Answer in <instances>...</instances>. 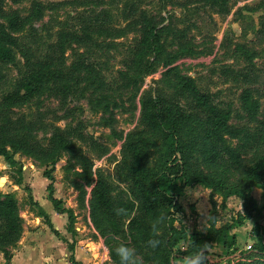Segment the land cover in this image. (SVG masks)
Listing matches in <instances>:
<instances>
[{
	"label": "rangeland",
	"instance_id": "374dc122",
	"mask_svg": "<svg viewBox=\"0 0 264 264\" xmlns=\"http://www.w3.org/2000/svg\"><path fill=\"white\" fill-rule=\"evenodd\" d=\"M146 21L160 30V56L144 50ZM0 25L15 41L12 61L0 62V144L13 156L0 155V193L14 196L22 225L0 246V264H68V244L80 264H119L121 243L136 249L138 264H160L138 250L128 228L140 214L128 147L139 146L144 169L163 168L160 131L143 111L145 100L160 96L188 118L183 160L191 184L179 195L175 226L188 234L212 223L241 226L229 232L231 249L215 242L199 264H264V254L247 248L264 233V190L246 188L264 154V0H0ZM149 62H156L150 75ZM37 71L44 74L38 94L21 99L22 83ZM190 78L230 114L225 137L239 168L205 138L204 116L184 87ZM248 89L260 103L255 116L242 105ZM65 140L76 151L63 150ZM51 183L71 223L54 210ZM244 191L256 210L240 223ZM102 194L114 211L100 204ZM238 251L241 260L233 257Z\"/></svg>",
	"mask_w": 264,
	"mask_h": 264
},
{
	"label": "trees",
	"instance_id": "16d2710c",
	"mask_svg": "<svg viewBox=\"0 0 264 264\" xmlns=\"http://www.w3.org/2000/svg\"><path fill=\"white\" fill-rule=\"evenodd\" d=\"M144 39L142 41L145 52L160 56L162 54L161 34L160 30L151 21H146L144 25ZM262 31H258L260 33ZM14 37L10 32L0 25V62H9L13 59L11 46L14 44ZM86 70H91V66H85L80 63ZM156 67V62H149L146 65L145 73L150 75ZM43 73L41 71L34 72L30 77L22 83L23 95L21 99L28 100L35 97L41 86L43 85ZM184 87L194 100L196 108L200 109L203 118L201 126L205 133V138L210 141V146L218 147L222 152L228 154L229 159L234 161L239 168L240 161L236 158L235 151L227 145L225 137L230 114L222 111L216 104L211 101V97L204 93L193 81L187 79ZM242 105L251 116H255L260 108L258 100L253 98L251 90H246L242 96ZM143 111L145 120L160 131L163 143V153L161 156L162 170L153 173L144 169L141 165L142 152L138 145L133 144L128 147L130 154L131 166L129 170L132 176V193L136 198V202L140 206V214L134 217L129 225L132 240H134L138 250L147 249L148 258L160 261V264H173L179 261L188 262L190 259L200 258L206 254L210 245L215 242H222L224 249H231L235 243V236H231V243H228L229 232L235 228L233 226H223L216 228L212 223L207 232L195 231L188 234L187 231L179 229L175 226L176 215L179 203V195L191 183L187 180V161L183 160L186 154L185 143L183 139L184 128L188 118L180 111L177 105L169 102L164 97L151 98L143 103ZM61 148L67 152H74L75 145L73 142L60 141ZM0 155L4 156L8 161L13 162L12 154L7 148L0 144ZM126 156V155H125ZM128 156V155H127ZM237 160V161H236ZM45 177L52 179L49 172H45ZM250 182L246 186L250 191L253 184L264 190V154H262L261 162L248 175ZM50 200L56 212L68 213L70 223L72 221V213L61 207L62 201L54 195V185L50 184ZM241 197L245 201V215L240 217V223L245 218H250L256 210V202L249 192L244 191ZM100 204L105 209H113L114 204L111 202L109 195H99ZM112 206V207H111ZM134 207V205L132 206ZM16 213V201L13 195L0 193V220H4V224H0V246L7 242V238H15L21 232V223L19 219H14ZM163 218L164 222L157 225L153 219ZM146 220L150 224L146 225ZM52 231L56 236L60 237L58 230L54 229L51 221L48 222ZM149 226H152L149 228ZM148 229L145 233L144 229ZM156 229L162 230V234L148 236ZM144 236L140 239L137 234ZM252 250L258 254H264V233L256 237ZM182 242H187V248L182 249ZM145 245H144V244ZM179 249H176L177 246ZM71 251H74V245L68 244ZM176 250V251H175ZM71 262L79 264L72 256ZM236 264H262L260 262L240 261Z\"/></svg>",
	"mask_w": 264,
	"mask_h": 264
},
{
	"label": "clouds",
	"instance_id": "9594fccd",
	"mask_svg": "<svg viewBox=\"0 0 264 264\" xmlns=\"http://www.w3.org/2000/svg\"><path fill=\"white\" fill-rule=\"evenodd\" d=\"M114 251L119 257V264H138L139 257L136 249L127 243H121ZM188 264H199V259H190Z\"/></svg>",
	"mask_w": 264,
	"mask_h": 264
},
{
	"label": "crops",
	"instance_id": "0c3cea01",
	"mask_svg": "<svg viewBox=\"0 0 264 264\" xmlns=\"http://www.w3.org/2000/svg\"><path fill=\"white\" fill-rule=\"evenodd\" d=\"M55 210V209H54ZM56 211V210H55ZM58 213V212H57ZM60 214V213H59ZM54 227V226H53ZM242 227L240 226V227H237V228H234L235 229V231L234 232H237L238 230H240ZM54 229H56L55 227H54ZM56 230H58V229H56ZM54 233V232H53ZM54 235H55V233H54ZM56 236V235H55ZM57 238H60V237H58V236H56ZM251 241H252V239L251 238H249ZM249 240V241H250ZM68 248H69V246H68ZM69 250H70V248H69ZM70 252L72 253V255H71V257H70V263H68V264H73L72 262H71V258H72V256L74 257V253H75V247H74V251H71L70 250ZM74 259H75V257H74ZM79 263V262H78ZM179 264H185L184 262H178ZM187 264H188V262H186ZM80 264V263H79Z\"/></svg>",
	"mask_w": 264,
	"mask_h": 264
},
{
	"label": "built area",
	"instance_id": "2783aa9c",
	"mask_svg": "<svg viewBox=\"0 0 264 264\" xmlns=\"http://www.w3.org/2000/svg\"><path fill=\"white\" fill-rule=\"evenodd\" d=\"M247 248H248V250L249 249H252V244H249L248 246H247ZM234 259H237V260H241L240 258H242L241 257V253L238 251V252H236L235 254H234Z\"/></svg>",
	"mask_w": 264,
	"mask_h": 264
}]
</instances>
